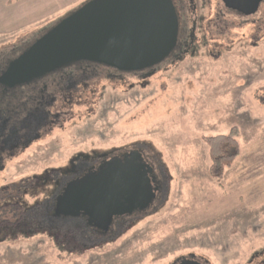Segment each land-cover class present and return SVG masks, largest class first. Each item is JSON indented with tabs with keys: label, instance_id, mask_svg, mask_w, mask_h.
<instances>
[{
	"label": "rangeland",
	"instance_id": "1",
	"mask_svg": "<svg viewBox=\"0 0 264 264\" xmlns=\"http://www.w3.org/2000/svg\"><path fill=\"white\" fill-rule=\"evenodd\" d=\"M85 1L0 0V57L13 60L22 45ZM194 1L200 27L191 54L180 62L169 58L145 82L129 76L128 83L103 77L90 83L67 104L62 127L7 159L0 171L3 197L15 184L30 186L45 170L67 167L70 157L133 146L160 182L151 208L120 220L128 226L105 239L93 238L53 220L49 192L56 190L39 183L23 198L30 228L40 221L47 228L0 231V264H174L188 254L207 264L264 261V3L256 15L240 18L220 0ZM233 127L240 156L212 179L203 139Z\"/></svg>",
	"mask_w": 264,
	"mask_h": 264
},
{
	"label": "water",
	"instance_id": "2",
	"mask_svg": "<svg viewBox=\"0 0 264 264\" xmlns=\"http://www.w3.org/2000/svg\"><path fill=\"white\" fill-rule=\"evenodd\" d=\"M220 2L247 18L256 15L264 0ZM178 31L172 0H88L9 61L0 85H27L79 62L121 73L153 70L173 53ZM155 180L138 149L107 158L65 184L55 196L53 215L83 217L90 228L106 234L115 219L151 208Z\"/></svg>",
	"mask_w": 264,
	"mask_h": 264
},
{
	"label": "flooded vegetation",
	"instance_id": "3",
	"mask_svg": "<svg viewBox=\"0 0 264 264\" xmlns=\"http://www.w3.org/2000/svg\"><path fill=\"white\" fill-rule=\"evenodd\" d=\"M172 4L175 7L176 16L178 17L179 31L176 47L168 59H172L173 62H180L185 56L191 54V51L195 49V45L198 41L196 40V33L199 31L200 27L199 18L197 17L198 5H196L194 0H172ZM227 11L230 12L229 10ZM41 34L42 32L40 35ZM32 42L33 41L26 45H22L21 48L17 50V53H13L12 59L27 49L28 45ZM6 57H9V55L0 57V75L4 72L7 65V63H5ZM156 70L157 67L153 70H145V72L121 73L115 69H109L99 64L79 62L52 72V74L45 75L41 77V79L33 80L27 85H21L12 89L0 85V171L5 169L4 163L7 159L21 154L22 151L32 146L34 142L40 141L43 135L50 133L55 129L56 125L62 127L68 120L66 115L67 104L71 102L72 98L77 99L81 97L90 86V83L97 85L101 77L110 81L116 80L125 82L129 76L139 77L141 81L145 82ZM92 80L93 82H91ZM125 83H128L127 80ZM88 91L90 93L93 92L91 89ZM129 148L130 149H126V151L118 149L108 153H93L89 156L79 155L72 158L70 157L67 167L56 168V170L48 169L49 171L45 170L43 175L39 177V183L42 186L49 183L53 185L54 188H57L52 195L50 194V199L55 200V196L69 180L80 176L91 168L97 169L107 158H114L115 156L122 157L127 152L137 150V148L133 146ZM37 181L38 180L33 182L37 183ZM155 181L154 186H157L159 190L160 182L157 177ZM27 184L26 181L22 187L19 186L20 188H17V184H15V190L11 192L12 194L0 197V200H4L3 198L11 197L12 195L15 201H11L10 204L8 203V206H13V210H15V206H18L19 210H22L19 216L26 217L29 216L28 213H31L30 210H28L29 207L24 203L25 201L23 198L26 194L29 195L31 192V186H27ZM9 190L10 189L7 191L9 192ZM21 198L22 201L20 203L19 199ZM16 201L18 203H16ZM46 201L48 202V200ZM13 210L9 212L10 221L14 218L12 213ZM2 216L3 217L0 218L4 220L6 216ZM128 216L115 219L106 234L95 228H90L87 225L86 219L83 217H53V220H63L67 222L84 220L88 231L92 232L93 235L95 234L94 237L105 239L113 234L115 227L124 226V224L128 226L129 222H120V220L128 218ZM22 220L23 217H19V219L14 220L16 225L13 226V222L8 221L10 224L5 226L15 229ZM188 260L192 261L190 264H207L206 261L201 259L197 260L192 254L176 258L174 264H180ZM258 264H264V261Z\"/></svg>",
	"mask_w": 264,
	"mask_h": 264
},
{
	"label": "trees",
	"instance_id": "4",
	"mask_svg": "<svg viewBox=\"0 0 264 264\" xmlns=\"http://www.w3.org/2000/svg\"><path fill=\"white\" fill-rule=\"evenodd\" d=\"M228 13L230 15L235 16V17L237 16L240 18H246V17L238 15L236 13L234 14L233 12H228ZM238 136H239V131L237 130L236 127H233L229 130V133L226 135L209 136V137H206L205 139H203L204 144H206L207 148H208V155L210 156V165H209L210 168L208 171L210 178L219 180L223 176L224 172L226 170H229L232 163L240 156V144L238 142ZM24 183H26V182H24ZM34 185H36V187H40L39 183L34 182L33 184L30 185L31 189L34 187ZM55 189H57V188H55ZM31 191H33V190H31ZM49 193H54V191L53 192L51 191ZM3 199L4 200H0V213H1L0 217H3L2 215L6 216V217H10L9 212H10V210H13V206L9 207L8 203L9 202L11 203V201H15V199L12 198V195H11V197H5ZM16 203H18V202L16 201ZM3 205H4V207H3ZM47 207H49V203H47L46 207H44L46 212H47ZM12 213L14 215V218H12V220L10 222L19 219V217H23L22 222L18 225L17 228H15L17 230L19 229L20 231H22L25 229L27 231H30L31 233H33L35 231V234H36L37 230H40L43 232L44 231L43 228H47V225H43V223H40L41 222L40 221L39 222L40 224L38 223L36 225V227H34L32 229L33 226L31 225L32 227L30 228L31 221H30V219L28 220V216L27 217L26 216H19L20 212H19V210H16V209L13 210ZM49 213L51 215H53V210L51 209V211ZM29 218H31L30 214H29ZM0 221H1V219H0ZM59 221H56V222H59ZM82 221H84V220H77V222L76 221H70V222L66 221L67 225H69L66 227L71 228V226H76L77 229H79L80 227H81L80 229L83 228L84 232L88 231L86 224H85V221H84V223H82V225L81 224L79 225V222H82ZM25 227H27V229ZM52 228H56V226L51 227V228L48 227V230L50 229V232H53L54 229H52ZM8 229L10 230L11 228L8 226H1L0 227V231H3V232L8 230ZM56 230H59V229H56ZM90 233H92V232H90ZM91 236H93V238H94L93 233ZM86 237H87V235H86ZM0 242H2L1 239H0Z\"/></svg>",
	"mask_w": 264,
	"mask_h": 264
}]
</instances>
